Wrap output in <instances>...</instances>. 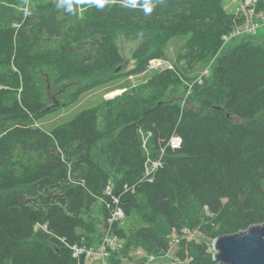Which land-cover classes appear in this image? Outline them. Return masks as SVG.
<instances>
[{
  "label": "trees",
  "instance_id": "obj_1",
  "mask_svg": "<svg viewBox=\"0 0 264 264\" xmlns=\"http://www.w3.org/2000/svg\"><path fill=\"white\" fill-rule=\"evenodd\" d=\"M33 1L20 11L24 0H0V264H86L74 247L101 244L109 230L126 238L121 219L110 222L118 211L142 214L147 225L132 241L150 252L170 248L154 227L162 218L180 234L187 229L213 239L264 224L261 45L243 41L218 59L203 114L159 99L173 83L163 73L155 90L115 109L83 110L50 132L35 125L50 110L39 68L57 81L120 72L125 60L115 38L121 32L126 42L138 43L132 73H143L164 55L152 24L209 23L197 45L183 47L197 61L203 48L218 49L211 37L220 34L209 36L215 24L218 31L232 26L223 0H104L103 7L73 0L71 11L58 7L60 0ZM13 94L19 98L10 102ZM113 132L115 177L93 156ZM174 137L181 138L177 149ZM159 156L148 172L150 158ZM198 252L190 264H217L207 247ZM185 255L179 253L182 260Z\"/></svg>",
  "mask_w": 264,
  "mask_h": 264
},
{
  "label": "rangeland",
  "instance_id": "obj_2",
  "mask_svg": "<svg viewBox=\"0 0 264 264\" xmlns=\"http://www.w3.org/2000/svg\"><path fill=\"white\" fill-rule=\"evenodd\" d=\"M31 4L34 5L33 0H24V5L20 7V11H27ZM250 5L253 6L256 15H258L256 18H259V15L264 12V0L252 1ZM247 6V0L222 1V10L226 14L234 16L232 26L230 25L226 29H219L218 31V26L215 24V29H211L213 33L211 32L209 36H216V33L220 34L218 39L211 37L217 41L218 49L212 51L211 54L209 48H203L200 59L194 62L190 61L191 55L189 53H183V47L197 45V36L201 32L207 31L209 23L201 27L182 23L174 28L162 27L157 23L152 24L150 29L154 33L153 35L161 41L164 55L162 58L154 59L143 73H132L136 65L133 51L138 43L126 42L121 32H117L115 38L125 60L120 72H111L108 75L99 76L90 75L89 77L76 76L57 81L53 77L51 70L45 67L39 68V79L43 83L45 90L48 89L46 94L50 110L45 116L38 119L35 125L50 132L57 126L71 121L83 110L98 109L101 112H105L111 108L115 109L119 104L131 97H135L140 92L155 90L158 86L156 84L157 81H155L156 76L162 77L163 73H168L173 83L169 85L164 95L159 99L174 102L181 107H191L199 114L205 113L207 109L204 107V103L211 99L209 94L215 88L213 71L218 59L230 48L243 41H251L264 47V21H260L261 26L254 34L238 33L237 27L245 21L247 10H251ZM196 15L204 17L205 14L200 11ZM15 98H19V94L11 95L9 101L11 102ZM101 116L104 119V115L102 114ZM234 120L238 121L237 119ZM116 136L117 132H113L111 135H104L93 148L95 161L103 166L113 177H115V169L111 144ZM160 158V156L150 158V170L155 164L159 163ZM97 212L95 211L96 216H98ZM119 225L126 232L127 236L125 239L110 235L112 241L105 242V246L102 245V242L101 244L85 242L83 248L91 254L86 260V264H100L101 260L110 262L113 258L118 260L119 264H134L137 262L146 264L159 262L190 264L199 255L200 246L207 247L211 257L214 253L213 238L187 229L180 234L173 230L163 218L154 224V227L169 243L170 248L165 253L161 251L150 252L140 241H132V235L138 229L147 225L143 221L140 212L134 211L131 216L122 217ZM98 228L102 227L99 225ZM104 240L105 236L102 238V241ZM183 242L186 243L185 247H182ZM181 251L186 254L185 260L179 257ZM102 254L109 255L106 258Z\"/></svg>",
  "mask_w": 264,
  "mask_h": 264
},
{
  "label": "water",
  "instance_id": "obj_3",
  "mask_svg": "<svg viewBox=\"0 0 264 264\" xmlns=\"http://www.w3.org/2000/svg\"><path fill=\"white\" fill-rule=\"evenodd\" d=\"M214 261L222 264H264V224L236 235L213 239ZM134 264H146L137 262ZM156 264H177L159 262Z\"/></svg>",
  "mask_w": 264,
  "mask_h": 264
},
{
  "label": "built area",
  "instance_id": "obj_4",
  "mask_svg": "<svg viewBox=\"0 0 264 264\" xmlns=\"http://www.w3.org/2000/svg\"><path fill=\"white\" fill-rule=\"evenodd\" d=\"M252 1H255V0H247V5H248L247 8H251V10H247V12L245 13V21L243 22V24H241L240 26L237 27L238 33H247V34H250V35L254 34L255 32H257L258 28H260L261 22L264 21V12H262L259 15V18H256V16H258V15H256L255 9L253 8V6L250 5L252 3ZM170 144H171V147L173 149L179 148L181 146V138L180 137L172 138ZM159 164H160V162L155 164L154 168L157 167ZM151 170H150V168H148V172L151 171ZM122 217H124L123 213L121 211H118V212L115 213L114 218L112 220H110V222H112L113 220L122 219ZM110 235H112V237H115V234L112 233L111 230H109L104 235L105 236V240L102 241V245L105 246V242L108 243L109 241H112V237H110ZM74 251H75L74 252V256L78 257V258L80 256H82V255H85L86 260H88V258L91 256V254L86 252L83 247H74ZM108 255L109 254H102V256H104L106 258L108 257ZM214 256H215V251L213 253L212 259H214ZM99 263L100 264H110L109 261H107V260H101ZM216 263L217 264H222L220 262H216Z\"/></svg>",
  "mask_w": 264,
  "mask_h": 264
},
{
  "label": "clouds",
  "instance_id": "obj_5",
  "mask_svg": "<svg viewBox=\"0 0 264 264\" xmlns=\"http://www.w3.org/2000/svg\"><path fill=\"white\" fill-rule=\"evenodd\" d=\"M73 0H60V3L58 4V7L66 6L67 11H71V3ZM92 3H94L97 7H103L104 0H92ZM146 10L151 11V6L146 5Z\"/></svg>",
  "mask_w": 264,
  "mask_h": 264
}]
</instances>
